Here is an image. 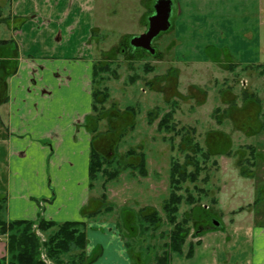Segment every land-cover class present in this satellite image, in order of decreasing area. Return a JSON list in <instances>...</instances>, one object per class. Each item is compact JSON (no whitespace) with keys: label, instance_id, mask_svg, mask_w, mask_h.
Here are the masks:
<instances>
[{"label":"rangeland","instance_id":"obj_1","mask_svg":"<svg viewBox=\"0 0 264 264\" xmlns=\"http://www.w3.org/2000/svg\"><path fill=\"white\" fill-rule=\"evenodd\" d=\"M156 1L92 0L94 57L100 66H109V71L99 73L93 84L95 91L105 89L108 94L103 105L98 106L100 114L94 113V118L100 117L95 128L102 136L98 139L101 153L114 157L111 169H120V173L109 182H105L100 174L92 181L89 191L92 201H88L90 210L87 212L95 214L85 222V234L87 224L92 222L94 226L90 229H97L104 222L113 225L126 245L132 264H152L155 255L161 253L162 245L168 241L169 225L161 209L169 194L170 163L173 160L183 162L184 153L179 150L180 135L175 131L157 130V123L172 109L176 129L193 128L195 141L213 154L203 164L205 169L196 182L186 184L192 195L199 198L198 205L208 209L190 212L193 220L197 218L200 228L191 230L190 235L202 230L201 224L212 229L214 221L221 227L238 223L236 217L240 211L250 209L245 205L256 197L252 212L264 222V75L255 68L260 64L264 69V0L258 1L255 18L251 17L254 13L251 12L243 23L249 25L254 19L257 22L258 60L254 61V44L240 42L239 52L245 54L243 65L227 64L232 62L228 48L222 53L216 49L220 61L224 62L219 66L210 64L207 69L176 60V56L182 57L185 52L175 54L176 14L173 13L169 17V29L152 40L153 55L140 49L134 50L133 56H129L128 50L120 52L121 44L126 47L132 36L144 33L149 12ZM240 2L238 0L236 7ZM11 3L12 0H0V16L4 18L0 21V39L9 37L11 32V21L7 18ZM232 28H229L231 37ZM203 52L212 56L213 48L207 47ZM148 112L153 114L151 123ZM130 150L136 155L127 156ZM251 151H255L256 156L252 168L254 177L249 179L241 176L237 165L240 161L246 170L250 169L247 161L251 160ZM139 152L143 154L146 175L141 177L136 171L121 170L125 163H138ZM189 208L183 203L179 217ZM152 210L159 212L163 223L154 232L142 233L141 216ZM252 215L250 221L254 222ZM33 230L44 244L46 234L36 226ZM6 238V235H0V240L5 243L4 258ZM85 254L89 259L95 258L98 249L91 255L85 249ZM40 260L44 264H56L46 256L44 246Z\"/></svg>","mask_w":264,"mask_h":264},{"label":"crops","instance_id":"obj_2","mask_svg":"<svg viewBox=\"0 0 264 264\" xmlns=\"http://www.w3.org/2000/svg\"><path fill=\"white\" fill-rule=\"evenodd\" d=\"M258 1L241 0L238 8V0H175V54L185 52L176 60L207 69L224 62L216 49L222 53L228 48L232 62L227 64L241 66L242 42L254 44L257 61V22L243 23L251 12L255 18ZM8 17L10 35L0 39V78L5 79L3 89L0 83V198L5 218L86 222L92 213L87 212L92 201L90 153L93 148L102 154L92 95L98 63L92 0H12ZM229 28L234 29L232 37ZM210 46L212 56L203 52ZM256 203L257 197L245 205L250 209L235 215L238 223L189 235L170 264H264V222L252 212ZM87 225L86 252L98 249L91 264H132L113 225ZM4 256L0 240V260Z\"/></svg>","mask_w":264,"mask_h":264},{"label":"trees","instance_id":"obj_3","mask_svg":"<svg viewBox=\"0 0 264 264\" xmlns=\"http://www.w3.org/2000/svg\"><path fill=\"white\" fill-rule=\"evenodd\" d=\"M3 42V41H0ZM148 68V67H147ZM256 70L260 74L264 75V69L261 65L255 66ZM147 70H150L148 68ZM109 71L108 65H101L99 62L94 67V80L99 73H107ZM103 77L100 78L102 80ZM4 78H0L2 82V89L4 88ZM132 81V79H131ZM93 83V84H94ZM93 95V110L95 114H98V106L103 105L107 100L108 94L105 89L102 91H92ZM218 109L215 110L217 112ZM174 110H170L158 120L157 130L159 131H175L176 135H180V146L179 150L184 153L183 162L176 160L171 161L169 167V194L162 205V212L165 217V222L169 225V232L167 234L168 241L164 243L163 250L161 253L155 255L152 264H170L171 257L173 254H180L182 247L190 235L191 230L198 228L197 218L191 217V211L195 210L204 211L203 206L199 204V198H195L192 195L191 190L186 184H194L198 179L201 172L204 171L205 164L213 154L208 150H204L200 144L195 141L193 128H180L176 129V126L172 122ZM100 114V113H99ZM99 115L96 116L95 120H100ZM148 122L151 123L153 120L152 112L147 113ZM262 128L264 129V117L262 120ZM180 132V133H179ZM172 140L171 138H169ZM173 142V141H172ZM251 160L247 161L250 169H245V165H242L238 161L239 171L242 177L249 178L252 174V168L254 167V160L256 152H250ZM127 156L136 155L134 150H130L126 153ZM139 157L138 163L132 165L125 163L121 170L130 169L136 171L141 177L146 175L145 163L143 154L141 152L137 155ZM202 160V161H201ZM114 163V157L103 155L92 148L90 153V164H89V178L90 185L95 177L100 174L104 177L105 182H109L115 179L120 169L112 170L111 165ZM240 163V164H239ZM185 186V187H184ZM102 198V196H101ZM212 202L215 203L214 200ZM185 203L190 208L188 212H184L179 217V210L181 205ZM4 199L0 198V235H6V257L0 260V264H44L40 260V251L44 246L46 256L56 264H91L95 258H90L85 254L86 249V234H85V222H64L55 223L52 221H44L38 219L36 222L26 220L7 221L3 217L4 213ZM194 206H198L194 209ZM199 208V209H198ZM95 212L87 215V220L90 219L91 215ZM141 221L143 223L142 233L149 231H156L162 225V219L159 212L152 210L150 213L142 215ZM197 225V226H196ZM36 226L39 231L46 234V241L41 244L39 238L36 236L33 227ZM202 230H197L194 236L201 234L202 232L209 229L208 226L201 224ZM200 229V228H198ZM213 227L210 230H216ZM124 246H126L124 244ZM148 248V247H146ZM191 255V248L187 252V256Z\"/></svg>","mask_w":264,"mask_h":264},{"label":"water","instance_id":"obj_4","mask_svg":"<svg viewBox=\"0 0 264 264\" xmlns=\"http://www.w3.org/2000/svg\"><path fill=\"white\" fill-rule=\"evenodd\" d=\"M154 15L148 18V29L145 33L132 36L129 43L132 47H139L150 54H154V49L151 47V41L160 32L168 30L169 13H170V0H157L154 5ZM213 227H218L220 224L216 221L212 222Z\"/></svg>","mask_w":264,"mask_h":264},{"label":"flooded vegetation","instance_id":"obj_5","mask_svg":"<svg viewBox=\"0 0 264 264\" xmlns=\"http://www.w3.org/2000/svg\"><path fill=\"white\" fill-rule=\"evenodd\" d=\"M156 3V2H155ZM175 2L174 1H172V0H170V13H169V17H170V15L173 13V14H175V8H176V6H175V4H174ZM155 5V4H154ZM154 6H153V8L150 10V12H149V17H151L152 15H154ZM148 17V18H149ZM148 29V22H147V24H146V28H145V31H144V33L146 32V30ZM169 29V28H168ZM154 39V38H153ZM152 39V40H153ZM151 43H152V41H151ZM126 47H124V45L123 44H121V47H120V52H122V53H124V52H127V50L129 51V53L131 52V54H129V56H133L134 55V53H133V51L134 50H136V49H140V50H142L143 52H148V51H146V50H144V49H142V48H139V47H132V46H130V43H129V45H125ZM149 53V52H148ZM127 55V54H126Z\"/></svg>","mask_w":264,"mask_h":264}]
</instances>
